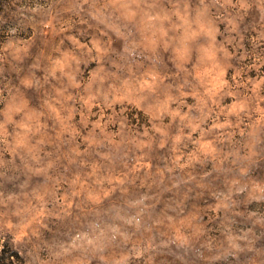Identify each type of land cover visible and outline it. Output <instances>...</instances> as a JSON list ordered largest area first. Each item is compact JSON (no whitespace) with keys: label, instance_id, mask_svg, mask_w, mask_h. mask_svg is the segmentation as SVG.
I'll return each mask as SVG.
<instances>
[{"label":"rangeland","instance_id":"obj_1","mask_svg":"<svg viewBox=\"0 0 264 264\" xmlns=\"http://www.w3.org/2000/svg\"><path fill=\"white\" fill-rule=\"evenodd\" d=\"M0 264H264V0H0Z\"/></svg>","mask_w":264,"mask_h":264}]
</instances>
